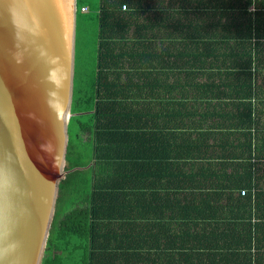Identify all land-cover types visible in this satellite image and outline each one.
<instances>
[{"label":"trees","instance_id":"1","mask_svg":"<svg viewBox=\"0 0 264 264\" xmlns=\"http://www.w3.org/2000/svg\"><path fill=\"white\" fill-rule=\"evenodd\" d=\"M67 134L40 264H264V0H76Z\"/></svg>","mask_w":264,"mask_h":264},{"label":"water","instance_id":"2","mask_svg":"<svg viewBox=\"0 0 264 264\" xmlns=\"http://www.w3.org/2000/svg\"><path fill=\"white\" fill-rule=\"evenodd\" d=\"M75 36L76 0H0V264L41 262L66 174Z\"/></svg>","mask_w":264,"mask_h":264},{"label":"bare ground","instance_id":"3","mask_svg":"<svg viewBox=\"0 0 264 264\" xmlns=\"http://www.w3.org/2000/svg\"><path fill=\"white\" fill-rule=\"evenodd\" d=\"M64 70H65V65H64ZM64 74V73H63ZM65 77L63 75V80H62V88H61V95H60V102H59V108L57 111V115H56V120H55V126L58 128L62 119H61V111H62V107H63V102H64V98H65Z\"/></svg>","mask_w":264,"mask_h":264},{"label":"rangeland","instance_id":"4","mask_svg":"<svg viewBox=\"0 0 264 264\" xmlns=\"http://www.w3.org/2000/svg\"><path fill=\"white\" fill-rule=\"evenodd\" d=\"M85 3L90 5L93 8V5H97L99 3V0H83Z\"/></svg>","mask_w":264,"mask_h":264},{"label":"built area","instance_id":"5","mask_svg":"<svg viewBox=\"0 0 264 264\" xmlns=\"http://www.w3.org/2000/svg\"><path fill=\"white\" fill-rule=\"evenodd\" d=\"M126 8V4H123L122 5V9L124 10ZM87 10V7L86 6H82L81 7V11H86ZM242 193H243V191H242Z\"/></svg>","mask_w":264,"mask_h":264}]
</instances>
